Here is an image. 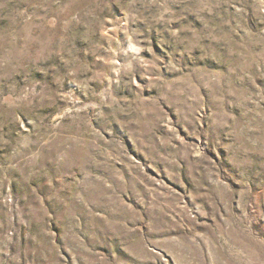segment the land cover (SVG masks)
Returning <instances> with one entry per match:
<instances>
[{
  "label": "rangeland",
  "instance_id": "374dc122",
  "mask_svg": "<svg viewBox=\"0 0 264 264\" xmlns=\"http://www.w3.org/2000/svg\"><path fill=\"white\" fill-rule=\"evenodd\" d=\"M0 264H264V0H0Z\"/></svg>",
  "mask_w": 264,
  "mask_h": 264
}]
</instances>
